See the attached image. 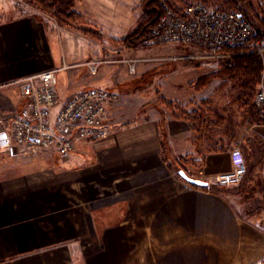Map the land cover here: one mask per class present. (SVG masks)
<instances>
[{
    "label": "crops",
    "instance_id": "obj_1",
    "mask_svg": "<svg viewBox=\"0 0 264 264\" xmlns=\"http://www.w3.org/2000/svg\"><path fill=\"white\" fill-rule=\"evenodd\" d=\"M141 2L75 0L74 9L84 17L75 26L40 12L0 17V130L26 101L20 86L6 83L32 73L57 69L60 102L91 86L115 94L107 107L110 134L78 142L67 158L16 144L0 151V264L264 260V227L251 217L249 195L264 194V123L251 122L240 107L228 113L231 138L226 124H217L214 136L204 131L198 138L160 97L190 112L188 96L195 91L188 85L203 66L181 67L174 86L157 83L158 94L141 75L131 76L136 71L120 77L116 64L88 72L86 61L114 55L116 44L132 50L121 40L138 25ZM217 80L226 84L213 79L206 86L211 94ZM232 146L240 147L247 165L237 186L201 187L179 175L180 158L195 177L230 170Z\"/></svg>",
    "mask_w": 264,
    "mask_h": 264
},
{
    "label": "built area",
    "instance_id": "obj_2",
    "mask_svg": "<svg viewBox=\"0 0 264 264\" xmlns=\"http://www.w3.org/2000/svg\"><path fill=\"white\" fill-rule=\"evenodd\" d=\"M262 4L264 16V0ZM160 6L162 13L142 44L194 48L185 56L166 58L173 61L182 58L221 61L231 55L226 50L235 48L256 53L261 62V81L254 102L264 112V36L256 37L248 16L237 10L210 6L202 0H190L180 8L160 0ZM140 61L137 57L106 56L94 57L85 65L91 75L104 63H120L134 73ZM56 74L57 69H48L6 83L20 86L26 101L17 115L8 120L7 127L0 130V151L16 144L26 152L51 149L61 158H67L78 142L94 141L110 134L107 107L115 94L107 88L91 86L60 102ZM230 160V170L196 178L218 186H237L247 172L239 146L230 150ZM263 261L258 264H264Z\"/></svg>",
    "mask_w": 264,
    "mask_h": 264
},
{
    "label": "rangeland",
    "instance_id": "obj_3",
    "mask_svg": "<svg viewBox=\"0 0 264 264\" xmlns=\"http://www.w3.org/2000/svg\"><path fill=\"white\" fill-rule=\"evenodd\" d=\"M143 1L141 2V6L143 5ZM171 4L174 6L180 8L183 7L188 1L190 0H169ZM206 4L218 7V8H224L228 9L226 7L220 6V2L218 0H202ZM239 2L245 7L247 10V15L252 18L254 21V24L252 23L256 37H263L264 33L262 34L259 29H263L264 31V25L261 22V18L264 20L263 16V4L262 0H239ZM234 10V9H233ZM33 12H40L43 13L31 6H29L26 3L19 2L16 0H0V17H7L9 15H21V14H27V13H33ZM44 14V13H43ZM143 14V9H142ZM256 14V15H255ZM125 45V44H124ZM115 52L114 57H137L140 58L141 61L138 63V69L133 75H141V79L144 83H146L148 86L152 85L153 90L156 94L159 93L158 90V82L163 80L164 83L166 82L167 85L174 86V80L176 79V74L180 73V68L191 64L195 65L196 67L203 66V69H201V74L197 76L199 73L197 70L194 72L196 73V80L194 83H189V88H194V94L193 97L188 96L190 100L189 110H200L203 111L211 118H213V115L216 112L223 113L225 115H228L230 112H235L237 110H240L238 104L232 103L231 99L232 97L238 92V89L233 86L231 80L226 79V84L222 85L221 80L215 81L213 84L215 88V92L211 94V89H207V85L217 77H214L211 79V81L199 88L196 89V83L198 79L207 77L211 73L217 72L220 67V62L217 60H208V61H196V60H190V59H178L176 61L173 60H166L169 56H185L187 54H190L194 48L192 47H185L181 45H175V44H149L144 45L140 44L136 47H132V50L120 46L119 44L115 45ZM122 54V55H120ZM116 64L115 65V71L120 77H126L129 76L130 73L127 71V67L120 63H111ZM126 68H125V67ZM206 87V89H205ZM259 87V83L256 86L255 93ZM211 94V95H208ZM203 96V97H202ZM202 97V98H201ZM199 99V100H198ZM227 103L225 105L226 113L224 111H221V104ZM169 108V107H168ZM172 109V108H170ZM219 126L216 123H210L208 127L204 129V131H209L212 133L211 135L218 131ZM203 131V132H204ZM202 139V137L200 138ZM233 147V146H232ZM183 170V169H182ZM190 174V172L188 173ZM245 180V178H244ZM250 197L252 198V206L250 207V210H253V214L251 217L258 220L259 224L264 227V209H259V205L264 206V194H255V192H251ZM264 262V261H263Z\"/></svg>",
    "mask_w": 264,
    "mask_h": 264
},
{
    "label": "trees",
    "instance_id": "obj_4",
    "mask_svg": "<svg viewBox=\"0 0 264 264\" xmlns=\"http://www.w3.org/2000/svg\"><path fill=\"white\" fill-rule=\"evenodd\" d=\"M28 4L29 6L43 12L44 14L53 18L59 25L75 26L84 22L82 14L74 9L75 0H16ZM169 3L170 1L167 0ZM220 6L228 9L237 10L247 15V10L239 2V0H218ZM143 14L140 17L138 25L134 30L128 34L121 41L127 47H136L146 39L149 29L155 25L159 16L162 13L160 0H144ZM256 15V14H255ZM264 25V20L260 19ZM82 31L93 36L98 35V32L93 29L83 27ZM231 53L230 56L223 58L220 61V67L217 72L211 73L207 77L198 79L196 83V89H199L207 85L212 78L219 77L222 79L231 80L233 86L238 89V92L232 97L231 102L236 103L239 107L244 108L249 114V120L251 122L264 123V112L261 107L254 102L255 89L257 84L261 81V62L259 57L254 52H247L245 48L226 50ZM160 101L167 107L173 108V112L176 116L184 117L188 120L192 130L196 136L200 138L206 127L210 123L226 124L228 129V137L233 136L234 123L232 118L216 112L213 118L209 114L200 111L192 110L190 112L182 109L178 106L174 107V102L167 101L165 98L160 97ZM221 111H226L225 106L221 108ZM201 153V151L199 152ZM187 161L186 158H180L177 161V165L182 168L186 173L187 170L183 166V163Z\"/></svg>",
    "mask_w": 264,
    "mask_h": 264
},
{
    "label": "water",
    "instance_id": "obj_5",
    "mask_svg": "<svg viewBox=\"0 0 264 264\" xmlns=\"http://www.w3.org/2000/svg\"><path fill=\"white\" fill-rule=\"evenodd\" d=\"M248 16V15H247ZM248 18L250 19L251 23L254 24V21L252 20V18H250V16H248ZM258 31H260L262 34L264 33L263 29H259ZM179 175L186 180L187 182H189L190 184L196 185V186H201V187H205L208 185V183L204 180H201L199 178L193 177L188 175L184 170H179Z\"/></svg>",
    "mask_w": 264,
    "mask_h": 264
}]
</instances>
